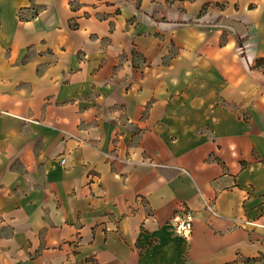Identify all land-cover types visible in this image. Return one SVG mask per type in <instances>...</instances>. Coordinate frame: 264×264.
Returning a JSON list of instances; mask_svg holds the SVG:
<instances>
[{"label":"crops","instance_id":"crops-1","mask_svg":"<svg viewBox=\"0 0 264 264\" xmlns=\"http://www.w3.org/2000/svg\"><path fill=\"white\" fill-rule=\"evenodd\" d=\"M263 255L264 0H0V264Z\"/></svg>","mask_w":264,"mask_h":264},{"label":"built area","instance_id":"built-area-1","mask_svg":"<svg viewBox=\"0 0 264 264\" xmlns=\"http://www.w3.org/2000/svg\"><path fill=\"white\" fill-rule=\"evenodd\" d=\"M64 160L62 159L61 162ZM172 232L189 242L193 232V213L188 207L184 208L183 213H175L171 218Z\"/></svg>","mask_w":264,"mask_h":264},{"label":"rangeland","instance_id":"rangeland-1","mask_svg":"<svg viewBox=\"0 0 264 264\" xmlns=\"http://www.w3.org/2000/svg\"><path fill=\"white\" fill-rule=\"evenodd\" d=\"M231 264H264V255L251 259H241Z\"/></svg>","mask_w":264,"mask_h":264},{"label":"trees","instance_id":"trees-1","mask_svg":"<svg viewBox=\"0 0 264 264\" xmlns=\"http://www.w3.org/2000/svg\"><path fill=\"white\" fill-rule=\"evenodd\" d=\"M239 45H241V42L239 41Z\"/></svg>","mask_w":264,"mask_h":264}]
</instances>
